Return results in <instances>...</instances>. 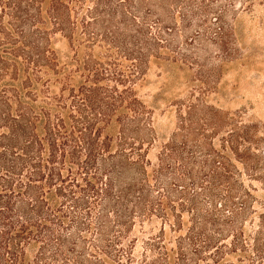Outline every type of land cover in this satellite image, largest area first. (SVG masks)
Returning a JSON list of instances; mask_svg holds the SVG:
<instances>
[{"label": "trees", "instance_id": "16d2710c", "mask_svg": "<svg viewBox=\"0 0 264 264\" xmlns=\"http://www.w3.org/2000/svg\"><path fill=\"white\" fill-rule=\"evenodd\" d=\"M262 5L0 0V264H264V135L206 101ZM165 64L195 84L151 159Z\"/></svg>", "mask_w": 264, "mask_h": 264}, {"label": "rangeland", "instance_id": "374dc122", "mask_svg": "<svg viewBox=\"0 0 264 264\" xmlns=\"http://www.w3.org/2000/svg\"><path fill=\"white\" fill-rule=\"evenodd\" d=\"M240 36L242 40L238 46L245 59L223 69L220 81L206 101L223 111L242 112L244 120L258 122V134L264 135V5L256 7L254 15L245 19ZM190 79L191 72L179 74V70L170 64L151 69L141 92L146 104L154 109L157 142L150 150L149 158L154 157L159 143L174 128V113L164 112L171 101H184L189 97L191 86L195 84L189 82Z\"/></svg>", "mask_w": 264, "mask_h": 264}]
</instances>
